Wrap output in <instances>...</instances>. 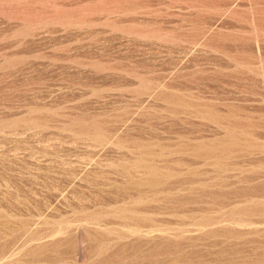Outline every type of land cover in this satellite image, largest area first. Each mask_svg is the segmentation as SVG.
<instances>
[{
  "label": "rangeland",
  "instance_id": "1",
  "mask_svg": "<svg viewBox=\"0 0 264 264\" xmlns=\"http://www.w3.org/2000/svg\"><path fill=\"white\" fill-rule=\"evenodd\" d=\"M0 264H264V0H0Z\"/></svg>",
  "mask_w": 264,
  "mask_h": 264
}]
</instances>
